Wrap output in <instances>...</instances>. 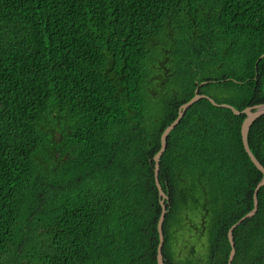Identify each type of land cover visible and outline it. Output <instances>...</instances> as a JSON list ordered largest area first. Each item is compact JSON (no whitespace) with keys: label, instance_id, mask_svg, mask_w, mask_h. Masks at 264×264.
Instances as JSON below:
<instances>
[{"label":"trees","instance_id":"trees-1","mask_svg":"<svg viewBox=\"0 0 264 264\" xmlns=\"http://www.w3.org/2000/svg\"><path fill=\"white\" fill-rule=\"evenodd\" d=\"M196 89L264 104V0H0V264H157L154 156ZM244 119L201 99L168 135L164 264H227L262 178ZM247 141L264 168V116ZM257 202L231 264H264Z\"/></svg>","mask_w":264,"mask_h":264},{"label":"water","instance_id":"water-1","mask_svg":"<svg viewBox=\"0 0 264 264\" xmlns=\"http://www.w3.org/2000/svg\"><path fill=\"white\" fill-rule=\"evenodd\" d=\"M202 85V84H201ZM201 99H207L212 105L219 107V108H225V109H229L235 116H240V115H244L245 119L242 122L241 125V141L244 147L245 152L247 153L250 161L252 162V164L256 167V169L258 171L261 172L262 174V178L260 180V182L257 184V186L255 187V190L253 192V209L251 211H249L246 215H244L242 218H240L235 224H233L228 233H227V238L230 244V253H229V257L227 260V264H231L232 260L234 258L235 255V250H234V242H233V236H232V232L233 230L244 220L252 217L256 211H257V206H258V202H257V193L259 191L260 188H262L264 186V168L263 166L258 162V160L254 157V155L251 153L249 146H248V141H247V136H248V132L249 129L251 127V125L258 120L259 118H261L262 116H264V104H260L251 108H245L242 111H237L236 109H234L232 106L227 105V104H216L211 98L204 96V95H199L197 93V89L195 90V95L186 103H184L183 105H181L179 107V111H178V115L177 118L168 126L166 127V129L163 131V133L161 134L160 137V149L157 152V154L154 156V162H155V166H154V170H155V184L158 190V195L160 198V206H161V215L158 221V225H157V231L159 234V244H158V248H157V256H156V260H157V264H164L163 261V256H162V248H163V233H162V226H163V221L165 218V214H166V206L165 203L168 200V196L162 191L160 184L158 182V171H159V161H160V157L163 154L164 150H165V146H166V139L168 137V135L170 134V132L175 128V126L179 123V121L181 120V118L183 117V115L185 114L186 110L191 107L195 102H197L198 100Z\"/></svg>","mask_w":264,"mask_h":264},{"label":"rangeland","instance_id":"rangeland-1","mask_svg":"<svg viewBox=\"0 0 264 264\" xmlns=\"http://www.w3.org/2000/svg\"><path fill=\"white\" fill-rule=\"evenodd\" d=\"M166 84H167V82L164 85L161 84V86L158 88H164L166 86Z\"/></svg>","mask_w":264,"mask_h":264}]
</instances>
